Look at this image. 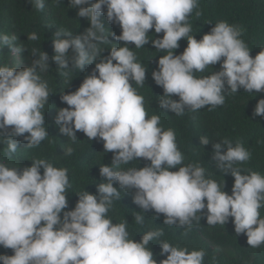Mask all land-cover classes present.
Listing matches in <instances>:
<instances>
[{
	"label": "clouds",
	"instance_id": "9594fccd",
	"mask_svg": "<svg viewBox=\"0 0 264 264\" xmlns=\"http://www.w3.org/2000/svg\"><path fill=\"white\" fill-rule=\"evenodd\" d=\"M29 2L38 11L45 8V0ZM70 3L72 7L82 6L78 15L87 17L90 27L75 36L66 30L54 33L55 55L51 59L60 69H68L71 62V67L82 71L101 56L99 45L109 37L101 20L104 6L107 20L121 26L122 33L115 38L125 46L111 48L109 56L95 64L76 91L61 96L68 107L58 110L55 123L73 142L76 131L89 139L102 140L105 151L114 152L111 164L117 168L137 158L150 164L119 170L100 165V175L107 182L98 185L97 194L87 190L78 193L74 210L63 211L68 207L67 189L71 187L69 169L43 159H31V166L22 170L0 162V246L14 250L13 255H0L3 264H158L148 247L152 241L161 244V255L168 253L159 264H204V249L189 251L162 241L163 229L145 232L140 241L130 238L128 221L116 223L107 215L113 200L121 198L114 182H119V189L136 190L133 200L143 212L155 210L164 214L166 225L186 226L184 235L191 231L194 220L200 223L207 208V225H225L233 217L235 232L246 233L250 247L264 245V218L260 213L264 207V174L234 167L249 161L251 152L240 142L233 145L228 138L213 143L217 167L234 177L232 194L224 191L225 182L206 178L201 165L183 164L175 131L165 130L159 115L148 116L144 97L133 86L132 81L139 86L145 84L146 67L137 61L128 43L133 42L138 49L149 42L150 29L164 33L162 38L152 40L158 51L167 53L159 58L158 70L152 76L164 90L160 107L177 116H183L186 109L194 112L205 106H223L224 93L235 94L241 87L246 92L264 91V47L253 58L242 39L243 27L224 20L216 22L202 39L190 35L189 17L194 10L197 17L202 15L199 0ZM181 38L187 39V47L175 55L173 50L179 47ZM16 39L14 34H0V44L23 51L15 48ZM37 39V33L28 34V40ZM32 54L38 59L31 66L19 70L16 65L0 67V136L10 137L9 154L18 148L13 137L29 133L25 136L27 146L36 147L49 135L42 110L51 93L39 73L49 71L50 57L44 51L33 50ZM218 62L220 71L196 75ZM173 95L179 99H173ZM262 115L264 98L253 111L254 117ZM9 127L11 131H7ZM200 140L202 145L210 142L207 136ZM225 147L226 152H222ZM74 151L68 147L64 154L71 156ZM176 166L178 170H171ZM137 213L135 223L143 224L144 216Z\"/></svg>",
	"mask_w": 264,
	"mask_h": 264
},
{
	"label": "trees",
	"instance_id": "16d2710c",
	"mask_svg": "<svg viewBox=\"0 0 264 264\" xmlns=\"http://www.w3.org/2000/svg\"><path fill=\"white\" fill-rule=\"evenodd\" d=\"M86 6L83 5V7ZM79 7L82 6L72 7L70 0H60V2L45 0L44 10L38 11L29 0H0V34L16 35L15 48L24 49L23 51L10 50L9 46L0 44V67L16 65L19 70L31 66L33 60L38 59V55L32 54L33 50L37 53L47 52L50 57L49 71L39 74L42 80L47 81L51 93L42 110L45 116V127L49 132L48 137L36 147L27 146L28 141L25 136L30 135L29 133L13 137L18 143V148L15 153L9 154L7 141L10 137L0 136V162L22 170L26 166H31V159H43L55 167L69 169L71 187L67 189L68 207L63 211L74 210L79 199L78 193L87 190L97 194L98 185L107 182V178L100 175V165L109 164L115 170H119L142 168L150 164L149 160L137 158L117 168L111 164L114 152L105 151L102 140L89 139L82 131H76L77 139L73 142L60 132V126L55 123L58 110L68 107L65 102H62L61 96L76 91L85 77L92 73L95 64L109 56L111 48L125 46V42L115 38L122 33L121 26L107 20V8L104 6L101 20L105 24L104 34L109 37L99 45L103 50L101 56L92 64L86 65L82 71L71 67V62L68 69H60L51 59L55 55L54 33L57 30H66L75 36L83 34L90 27V20L78 15ZM199 10L202 11V15L197 17L194 10L188 21L192 29L190 35H195L198 40L202 39L205 33L210 32L216 22L224 20L229 24L243 27L242 39L249 47L253 58L264 47V0H199ZM33 32L37 33L39 39L28 40V34ZM163 34V32L155 33L153 28L149 30L150 40L144 47L137 49L133 42L128 43L137 61L146 67L145 84L139 86L132 81L133 86L137 88L139 94L143 95L148 116L159 115L160 125L165 130L171 128L175 131L177 145L184 155L183 164L201 165L205 168L206 178L214 179L218 183L225 182L224 191L232 194L234 177L230 172L224 173L217 167V162L213 159V143L220 142L223 138L230 139L233 145L237 142L242 143L251 152V159L238 163L234 167L264 174V143H258V141H264V115L253 116L256 104L264 98V91L246 92L241 87L235 94L224 93L223 106L216 108L205 106L194 112L186 109L183 116H177L174 112L161 108L159 99L164 94V90L155 83L152 73L158 70L159 58L167 53L158 51L152 44V40L162 38ZM187 44V39L181 38L179 47L173 50L174 54H182ZM71 55L72 50L69 49V56ZM220 70L221 62H218L196 75L207 76ZM61 73H67V75ZM225 87L229 89L227 84ZM172 98L179 99L177 95H173ZM11 130V127L7 129V131ZM204 136L210 140L207 145L201 144L200 137ZM68 147L75 149L71 156L64 154ZM226 150V147L221 149L222 152ZM178 168L179 166H176L171 170L176 171ZM43 171L41 168V174ZM114 186L120 191L121 198L113 200V206L107 215L116 223L127 220L130 238L140 241L145 232L163 229L164 235L160 237L162 241H167L173 246L186 247L189 251L204 249L206 251L204 264H264V245L259 248L250 247L246 233L238 235L235 232L233 217H230L225 225H207V208H205L200 223L194 220L191 231L184 235L186 226L178 228L176 225H166L164 214H156L155 210L143 212L134 203L135 189L130 191L119 189V182H114ZM137 212L144 216L143 224L135 223L134 216L138 214ZM260 213L264 218V207L260 209ZM197 215L201 214L197 213ZM148 247L153 251L158 264L159 261L167 258L168 253L161 255V244L158 241L150 242ZM13 254L14 250L11 248L0 246V255ZM0 264H3L2 260Z\"/></svg>",
	"mask_w": 264,
	"mask_h": 264
}]
</instances>
